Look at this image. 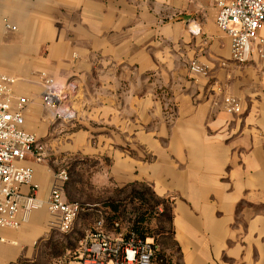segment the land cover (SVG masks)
Returning <instances> with one entry per match:
<instances>
[{"label": "crops", "instance_id": "1", "mask_svg": "<svg viewBox=\"0 0 264 264\" xmlns=\"http://www.w3.org/2000/svg\"><path fill=\"white\" fill-rule=\"evenodd\" d=\"M216 15L211 0H0V75L47 139L46 162H23L38 197L62 154L95 159L107 185L150 187L174 242L154 264H264V48L234 61ZM43 76L75 85V123L51 126ZM50 222L41 209L0 228V264L33 262Z\"/></svg>", "mask_w": 264, "mask_h": 264}, {"label": "built area", "instance_id": "2", "mask_svg": "<svg viewBox=\"0 0 264 264\" xmlns=\"http://www.w3.org/2000/svg\"><path fill=\"white\" fill-rule=\"evenodd\" d=\"M216 8V26L231 41V56L238 63L245 61L249 43L264 40L258 32L264 27V0H211ZM10 29L9 26H5ZM16 79L0 75V228L18 229L31 213L45 209L51 217L50 230L69 233L80 205L64 198L69 174L66 169L53 173V181L45 201L38 197L39 186L33 182V172L23 165L28 159L36 164L45 161V149L37 137L25 130L23 113L30 100L14 97ZM41 104L51 123L70 122L75 118L71 103L75 95L72 82L58 83L41 77ZM226 110L239 113V102L230 98ZM153 247L130 235L107 233L101 221L96 222L80 242L79 264H152Z\"/></svg>", "mask_w": 264, "mask_h": 264}, {"label": "rangeland", "instance_id": "3", "mask_svg": "<svg viewBox=\"0 0 264 264\" xmlns=\"http://www.w3.org/2000/svg\"><path fill=\"white\" fill-rule=\"evenodd\" d=\"M71 105L75 110L73 101ZM76 120L77 117L75 115V118L70 122L56 121L51 126L63 127L66 124L75 123ZM43 140L47 139H38L44 146V162H46L48 157ZM54 163L55 171L66 169L69 174V181L66 184L64 192L65 200L78 203L83 208H86L87 205L92 206L93 208L91 209L93 211L90 210L91 212L89 213L91 215L85 214L84 211L81 212L69 233L51 231L50 238L40 243L37 258L31 263L19 262L18 264H79L78 251L80 242L84 239L86 231L96 220H103L106 230L115 233L114 235L121 234L124 237L125 233L129 231L132 222L140 214L138 212L139 204L137 201L125 199L126 192L121 197L115 198V194L120 188L105 184V180L101 178V176H104L103 170L99 171L95 169L97 165L95 159H82L79 155L69 157L62 154ZM96 182H98V185L95 184ZM108 201H114V204L117 206V212L113 213L105 206V203ZM96 209L98 210L97 212L95 211ZM162 209L163 207L159 206L157 211L155 210L158 213H154L144 223L145 234L152 236L154 238L153 244H157L158 247H160L161 238L167 232L166 217L161 214L159 215V210Z\"/></svg>", "mask_w": 264, "mask_h": 264}, {"label": "trees", "instance_id": "4", "mask_svg": "<svg viewBox=\"0 0 264 264\" xmlns=\"http://www.w3.org/2000/svg\"><path fill=\"white\" fill-rule=\"evenodd\" d=\"M125 192L127 193L126 196H124L125 199H129V200L131 199V200L137 201V203L139 204L138 212H140V214L137 216V219L132 222V225L129 228V231L127 233H125L124 238H127L130 235H134V237H136L137 239H139L141 241L150 242L152 247H153L152 264H154V262L164 263L166 260V254H165L164 250H166L167 248H174L173 247L174 242L172 239L171 217L168 213V208H167L166 202L161 200L160 198H158L154 194V192L151 190L150 187L143 185V184H130V185H127L125 187H121L117 191V193L115 194V198L121 197V195H123V193H125ZM115 203H116V201H115ZM105 206L107 208H109L111 210V212H113V213L117 212V206L114 204V201H108L107 203H105ZM159 206L163 207L162 210H159V212H160L159 215L161 214L164 217H166V227H167V232L164 233L166 235L163 238H161L160 243L158 242L160 247H158L157 244H153L154 238L152 236H147L145 234V228H144V223L147 222L148 219L151 218L154 213H158L156 211H157ZM91 208H93V207L87 205L86 208H83V206L80 205V212L78 213L74 224L76 223L78 216L81 214V212L84 211L85 214L88 213V215H91V213H89V212H91L90 210H92ZM95 211L97 212L98 210L96 209ZM98 221L102 222L103 228L107 233L113 234V235L115 234V233H112V232L106 230L103 220L98 219L86 231V235L93 228V225ZM86 235H85V237H86ZM78 263H79V260H78Z\"/></svg>", "mask_w": 264, "mask_h": 264}]
</instances>
